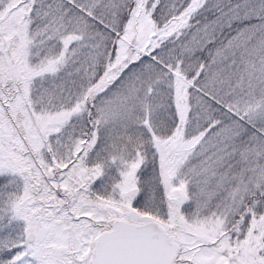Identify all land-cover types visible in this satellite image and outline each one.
<instances>
[{
	"label": "snow or ice",
	"instance_id": "1",
	"mask_svg": "<svg viewBox=\"0 0 264 264\" xmlns=\"http://www.w3.org/2000/svg\"><path fill=\"white\" fill-rule=\"evenodd\" d=\"M0 264H264V0H0Z\"/></svg>",
	"mask_w": 264,
	"mask_h": 264
}]
</instances>
